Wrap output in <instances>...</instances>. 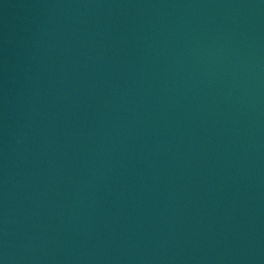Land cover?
<instances>
[{
    "label": "water",
    "instance_id": "obj_1",
    "mask_svg": "<svg viewBox=\"0 0 264 264\" xmlns=\"http://www.w3.org/2000/svg\"><path fill=\"white\" fill-rule=\"evenodd\" d=\"M0 264H264V0H0Z\"/></svg>",
    "mask_w": 264,
    "mask_h": 264
}]
</instances>
